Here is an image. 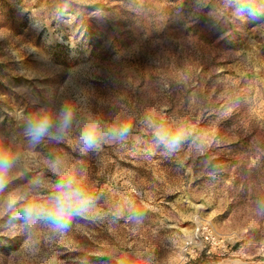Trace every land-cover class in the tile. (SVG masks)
Instances as JSON below:
<instances>
[{"label": "rangeland", "instance_id": "1", "mask_svg": "<svg viewBox=\"0 0 264 264\" xmlns=\"http://www.w3.org/2000/svg\"><path fill=\"white\" fill-rule=\"evenodd\" d=\"M65 104L67 136L31 142L27 118ZM93 122L128 133L82 153ZM158 127L188 135L170 152ZM3 148L0 264H264V0H0ZM69 174L91 212L25 223ZM197 222L222 246L184 254Z\"/></svg>", "mask_w": 264, "mask_h": 264}, {"label": "clouds", "instance_id": "2", "mask_svg": "<svg viewBox=\"0 0 264 264\" xmlns=\"http://www.w3.org/2000/svg\"><path fill=\"white\" fill-rule=\"evenodd\" d=\"M73 119L74 108L71 104H65L58 114L50 109H41L27 118L26 135L33 143H38L45 137L63 140L71 128ZM127 133L128 129L125 127L101 131L93 122L81 130L77 147L82 153H86L99 148L105 139H123ZM187 135V131L183 128L170 131L158 127L155 130L157 141L170 152L178 149ZM18 160L19 155L13 150L0 149V191L7 186ZM56 188L50 205L29 204L23 207L21 211L25 223L43 222L54 231L63 233L70 228L75 217L91 212L95 203L94 198L80 186L74 175L61 176ZM120 264L125 262L121 261ZM140 264H148V262L142 260Z\"/></svg>", "mask_w": 264, "mask_h": 264}, {"label": "built area", "instance_id": "3", "mask_svg": "<svg viewBox=\"0 0 264 264\" xmlns=\"http://www.w3.org/2000/svg\"><path fill=\"white\" fill-rule=\"evenodd\" d=\"M207 244L222 246L223 240L216 236L205 223L197 222L190 236L183 241L181 250L184 254H190L196 248L204 249Z\"/></svg>", "mask_w": 264, "mask_h": 264}]
</instances>
